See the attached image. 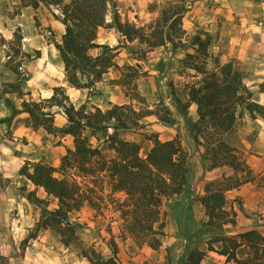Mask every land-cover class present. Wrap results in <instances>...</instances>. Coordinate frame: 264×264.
Instances as JSON below:
<instances>
[{"label":"rangeland","instance_id":"rangeland-1","mask_svg":"<svg viewBox=\"0 0 264 264\" xmlns=\"http://www.w3.org/2000/svg\"><path fill=\"white\" fill-rule=\"evenodd\" d=\"M107 1L106 23L99 28L96 42L113 49L114 66L100 81L76 89L67 81L57 49L65 32L61 8L44 4L34 8L27 5L28 0H0V260L6 264H90L75 247H66L56 232L36 226L41 211L27 199L28 193L34 192L48 202L49 209L58 207L57 200L35 186L24 172H32L35 163L59 168L67 150L74 149V138L34 129L29 114L22 111L25 102L48 106L47 100L58 90L59 98L67 97L64 104L77 110L86 107L106 112L116 105L132 106L144 117L137 128L119 130L118 137L139 144L142 157L152 148L154 137L161 141L178 139L187 154L185 191L162 199L165 227L158 230L154 225L156 234L142 233L128 215L132 200L124 192L112 190L105 166L113 153L107 149L105 136L86 130L84 135L102 156L93 158L84 170L72 169L65 176H55L78 186L82 203L70 219L81 226L78 234L87 246L117 264H186L188 254L196 248L206 251L201 264H236L208 251L207 243L216 235L253 229L264 237V144L257 141L264 130V113L252 118L245 112L223 136L247 168L239 173L213 169L212 144L193 127L196 106L191 105L187 114L180 108L188 102L189 86L201 79L184 60L193 54L195 58L189 62L203 64L208 70L237 61L254 100L260 102L264 0ZM168 3H176L183 10L185 35L179 48L167 44L148 50L138 40L128 41L116 26L117 20L138 27L153 24L160 8ZM207 34L211 45L209 57L204 58L196 53L194 43L197 36L206 38ZM99 52L93 49L90 54ZM46 111L54 114L56 127L68 126L63 107ZM223 175L248 182L241 195L236 190L226 192L228 207L237 213V226L218 230L205 225L207 217L197 199L204 195L208 183ZM215 247L220 249L219 244ZM249 254L247 247L237 251L241 261Z\"/></svg>","mask_w":264,"mask_h":264},{"label":"trees","instance_id":"trees-1","mask_svg":"<svg viewBox=\"0 0 264 264\" xmlns=\"http://www.w3.org/2000/svg\"><path fill=\"white\" fill-rule=\"evenodd\" d=\"M28 2L27 5L34 8H38L40 4L61 8V22L65 32L62 43L57 44V49L67 81L72 87L88 88L90 83L100 81L114 66L113 49L96 42L99 28L106 23L107 0ZM182 21L183 10L180 6L168 3L160 8V16L153 24L138 27L135 24H122L117 20L116 26L128 41L138 40L148 50H154L167 44L175 48L183 45L185 30ZM210 45L211 36L208 34L206 38H195L194 49L204 58L209 57ZM93 49H99V54L91 55L90 51ZM193 58L195 55L188 54L184 62L187 67L200 74L201 79L189 86L188 102L180 108L183 114H187L189 107L196 105L197 120L193 127L198 134L204 136L206 142L212 144L213 169L228 168L236 173L243 172L247 165L224 141L223 136L233 130L237 120L245 112L255 118L257 113H264V106L254 100L253 92L246 85L245 75L237 61L208 70L203 64L189 62ZM216 63H219L218 60ZM259 88L264 92V82ZM57 91L47 100L48 106L25 102L22 110L29 114L30 125L34 129L44 128L48 133H60L74 138V149L67 150L59 168L35 163L32 172H24L35 186L44 188L58 202V207L51 210L46 200L39 198L34 192L28 193L27 199L41 211L36 226L56 232L66 247H75L90 264H117L113 258L105 260L94 247L87 246L80 238L78 230L81 226L70 219V214L79 210L82 203L78 186L74 181L56 177L55 174L65 176L72 169L84 170L93 158L101 157L99 148L92 146L84 132L89 130L92 135L103 134L108 143L107 149L113 153L105 166L112 190L124 192L132 200L133 209L128 212L133 220L132 225L140 228L142 233L156 234L158 231L154 230V225H158V230L165 227L166 214L161 210L162 199L179 196L186 189L187 154L178 139L161 141L154 137L152 148L142 157L139 144L118 137L119 130L137 128L144 117L132 106L116 105L106 112L100 108L87 110L86 107L77 110L72 105L64 104L67 97L59 98ZM55 106L65 109L67 127H56L54 114L46 111ZM162 121L165 122L163 119ZM246 182L248 179L227 178L223 175L206 185L204 195L197 199L204 208L206 226L218 230H223L226 226L236 227L237 213L233 207H228L226 192L237 189ZM215 244H219L220 249L216 250ZM113 245L115 248L116 245ZM242 247H247L250 251L248 258L243 261L237 256V251ZM207 250L226 256L228 261L236 264H264V237L254 229L230 236L216 235L207 243ZM205 256L206 251L193 249L187 256L186 264H201ZM0 264L6 263L0 260Z\"/></svg>","mask_w":264,"mask_h":264},{"label":"crops","instance_id":"crops-1","mask_svg":"<svg viewBox=\"0 0 264 264\" xmlns=\"http://www.w3.org/2000/svg\"><path fill=\"white\" fill-rule=\"evenodd\" d=\"M263 82H264V79H263ZM262 82V83H263ZM261 83V84H262ZM261 94V98H260V102H258V103H260L261 105H263L264 106V92H261L260 93ZM193 106H196L195 104H192ZM264 128V127H263ZM261 133L262 134H264V130L263 131H261L260 133H259V135H258V138H257V141L259 142V143H262V144H264V138H262V136H261ZM244 185V184H243ZM243 185L242 186H240L239 188H237V189H233V190H231V191H227V192H233V191H235L236 190V192H238V195H241L242 193H243ZM235 210V209H234ZM236 220H237V218H236ZM237 223H238V221H237ZM237 226V225H236Z\"/></svg>","mask_w":264,"mask_h":264}]
</instances>
